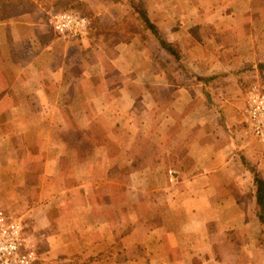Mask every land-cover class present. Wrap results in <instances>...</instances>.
<instances>
[{"label":"crops","instance_id":"obj_1","mask_svg":"<svg viewBox=\"0 0 264 264\" xmlns=\"http://www.w3.org/2000/svg\"><path fill=\"white\" fill-rule=\"evenodd\" d=\"M172 44L122 42L127 0H79L84 40L40 0H0V209L40 264H264V0H137ZM177 176L169 181L166 171Z\"/></svg>","mask_w":264,"mask_h":264},{"label":"built area","instance_id":"obj_2","mask_svg":"<svg viewBox=\"0 0 264 264\" xmlns=\"http://www.w3.org/2000/svg\"><path fill=\"white\" fill-rule=\"evenodd\" d=\"M52 32L63 41L84 40L89 35L90 21L73 11H63L50 17ZM245 126L258 141L264 143V88L252 85L245 92ZM169 181L176 178L168 171ZM0 264H40L25 237L22 223L0 209Z\"/></svg>","mask_w":264,"mask_h":264},{"label":"trees","instance_id":"obj_3","mask_svg":"<svg viewBox=\"0 0 264 264\" xmlns=\"http://www.w3.org/2000/svg\"><path fill=\"white\" fill-rule=\"evenodd\" d=\"M46 1H49L48 5ZM79 0H40V3L44 7H53L59 9L61 12L72 10L74 4ZM119 1V0H114ZM130 6L129 15L118 23L114 29L116 37L122 42H127L131 37L139 36L142 40H148L147 33L150 34L159 44V47L172 55L177 59L176 53L172 44H169L164 40V37L160 35L157 27L151 22L146 5L143 1L127 0ZM131 19H135L133 23ZM124 24H127V30L124 28ZM120 31H123L122 33ZM254 183L257 187L256 201L259 208V220L264 218V181L254 176Z\"/></svg>","mask_w":264,"mask_h":264},{"label":"rangeland","instance_id":"obj_4","mask_svg":"<svg viewBox=\"0 0 264 264\" xmlns=\"http://www.w3.org/2000/svg\"><path fill=\"white\" fill-rule=\"evenodd\" d=\"M48 3H49V1H46V4H47V5H48ZM74 7H76V3L74 4L72 10L75 11V12H77V13H79V14H81V15H83V14L80 13L79 11L74 10ZM55 9H57V8H55ZM58 10H59V9H58ZM83 16H85V15H83ZM85 17H86V16H85ZM134 20H135V19H131L130 22L133 23V22H135ZM124 28H125V30H127V24H124ZM120 32L122 33L123 31H120ZM169 170H174V171L176 172V176H177V171H176L174 168H169V169H167V171H166V175H168V171H169ZM168 178H169V176H168ZM258 214H259V213H258ZM24 232H25V231H24Z\"/></svg>","mask_w":264,"mask_h":264}]
</instances>
